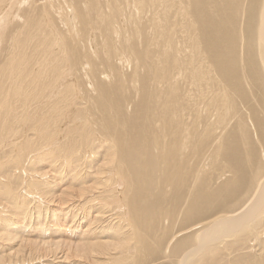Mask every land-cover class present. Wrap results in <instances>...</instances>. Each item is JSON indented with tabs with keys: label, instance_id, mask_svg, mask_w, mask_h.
<instances>
[{
	"label": "bare ground",
	"instance_id": "bare-ground-1",
	"mask_svg": "<svg viewBox=\"0 0 264 264\" xmlns=\"http://www.w3.org/2000/svg\"><path fill=\"white\" fill-rule=\"evenodd\" d=\"M0 18V221L29 224L0 264H207L216 233L264 230V171L231 207L264 153V0H0Z\"/></svg>",
	"mask_w": 264,
	"mask_h": 264
},
{
	"label": "rangeland",
	"instance_id": "rangeland-1",
	"mask_svg": "<svg viewBox=\"0 0 264 264\" xmlns=\"http://www.w3.org/2000/svg\"><path fill=\"white\" fill-rule=\"evenodd\" d=\"M68 11V12H67ZM65 13H66V15L64 16V21L63 22H65V26L64 27H62V25L61 24H63L64 25V23H60V27H61V29H64V33H65V30L66 29H68V28H72L73 26V28L72 29H74V30H72V31H75L76 30V28H75V14H73L72 13V9H71V11H70V8L67 10V9H65ZM70 13V14H69ZM74 15V16H73ZM65 17H66V20H65ZM74 18V19H73ZM120 18H121V16H120ZM1 19V18H0ZM77 19V18H76ZM121 19H123V18H121ZM120 19V20H121ZM73 22H72V21ZM68 21V22H67ZM67 22V23H66ZM73 23V24H72ZM66 25H67V27H66ZM72 27H71V26ZM70 26V27H69ZM66 27V28H65ZM76 32V31H75ZM75 32H73V33H75ZM62 33V32H61ZM64 33H62V34H64ZM242 33V32H241ZM5 34H6V30H5ZM242 36V35H241ZM2 42H5V40H1V38H0V43H2ZM5 44V43H4ZM4 44H1V47L0 48H2V50H0V54H1V51H5V53H3V54H1L2 56H0V60L2 59V58H4V57H6V56H8L10 53H9V51H7L4 47H3V45ZM4 46H6V44L4 45ZM7 47V46H6ZM9 49V48H8ZM9 53V54H8ZM11 53H13V52H11ZM252 139H254L253 137H252ZM261 145V144H260ZM260 145L258 144V148L260 147ZM263 145H264V143H263ZM259 159H261L260 161H259V163L261 162V164L259 165V168L258 169H256L257 171H258V175L256 176V179H254V181H253V185H252V187H250L249 188V190H247L246 191V193L244 194V196L243 197H241V198H239L234 204H233V206L231 205V207L232 208H235L236 207V205H240V203H243L251 194H253L255 191H256V188H257V183H258V180L257 179H260V177H261V175L263 174V167L261 166L262 164H264V153L262 154V158H261V156H260V158ZM262 160H263V162H262ZM206 167H207V165H205ZM52 184H55V183H52ZM56 190H58V189H56ZM69 201H70V203L71 204H69V207H65L64 209H61V211H59V212H62V213H65L64 214V216H65V220H68V222H67V224L70 222V218H71V215H73L72 214V206H70V205H72V204H74L75 203V199H71V198H67ZM78 199H79V197H78ZM72 201H74V202H72ZM54 203L52 202V203H50V205L49 206H51V205H53ZM76 204H77V202H76ZM231 207H229L228 209H231ZM56 207H51L50 209L51 210H53V209H55ZM70 208H71V210H70ZM69 210V211H68ZM75 210V209H74ZM80 211V210H79ZM17 212V211H16ZM58 212V213H59ZM68 212V213H67ZM3 213V212H2ZM7 213V215L8 214H10V216H12V218L11 219H5L4 221H0V232L2 233V232H4L5 233V235H6V237H7V235L8 236H13V238L11 239V240H9V241H7V242H3L2 241V245H1V243H0V248H2L4 251L3 252H8L9 250H8V247L10 248V249H12V250H14L16 247H17V244H18V240L20 239V237H22L23 235L22 234H20V232H19V228L21 229V228H24L26 225H28L29 226V224L28 223H26V224H24V225H21V224H19V222L16 220V219H13L14 217H18L17 219L18 220H20L21 219V216H22V214H17V215H14V213L11 211V212H6ZM5 213V214H6ZM4 214V213H3ZM42 214H51V212H49V210H47V212L46 213H44V211H42ZM36 215V213H34L33 214V216H32V218H31V220H30V222L31 223H34L35 222V218H34V216ZM82 215V214H81ZM46 219H45V218ZM42 216L41 218H42V220L44 221V222H46V223H48V224H50V223H52V221H54V220H51V216H48V215H46V216ZM67 217V218H66ZM257 217V216H256ZM41 218H40V220H41ZM74 220V219H73ZM21 221V220H20ZM50 221V222H49ZM75 223H78L76 220H75ZM13 225H16L17 226V228H14V229H11L10 227H14ZM11 231H13V232H11ZM53 231V230H52ZM29 233V230L28 231H26V233ZM225 233V235L223 234V231H221V232H219V233H216L215 235L216 236H218L219 238H223V242L221 241V243H215V244H212V243H207V244H205V245H203V247L202 248H199V251H200V253H201V255H203V257L205 258V261H207L208 263L207 264H209L211 261H213L214 260V264H232V263H230L228 260H227V256H228V254H230L229 256L230 257H235L236 255H240V256H242V257H244L243 255H245L246 256V254H249V253H251L252 254V256H257L259 259L256 261L257 263L256 264H263L264 263V242H260L259 243V241L257 242L256 241V235L258 236L259 235V238L262 240V241H264V230H262L261 228H259V227H257V228H254V229H252V230H250V231H248L247 233H245L244 235H243V237H241V236H236L235 238L234 237H225V236H227V234L229 235V233H227V231H224ZM230 232V234L232 233V231H229ZM36 233V232H35ZM221 235V236H220ZM224 235V236H223ZM14 236H16V237H14ZM64 236H66V235H64ZM225 237V238H224ZM213 245H214V247L217 249V251L214 253L213 252ZM2 246H5L4 248L2 247ZM259 246V247H258ZM30 251V250H29ZM206 253H208V254H210L212 257H213V260H209V259H207V256L205 257L204 255L206 254ZM217 254V255H216ZM30 257V258H29ZM21 258H23L24 260L26 259V261H27V263H22V264H28L29 262L31 263V264H42L43 262H44V264L46 263V264H48V262H49V260H47V261H45V259H42V258H47V256H39V255H37L36 253H33V252H29L28 254H27V252L24 250V251H21V252H19V253H17V255H14V257L12 256V257H7L6 259L10 262V263H13V264H19V261L18 260H20ZM48 258H50V257H48ZM7 260H4V261H6V263L8 262ZM43 260V261H42ZM195 260V262H196V259H194ZM33 262V263H32ZM35 262H37V263H35ZM29 263V264H30ZM50 263V262H49Z\"/></svg>",
	"mask_w": 264,
	"mask_h": 264
}]
</instances>
